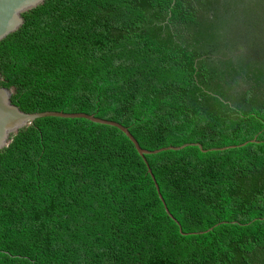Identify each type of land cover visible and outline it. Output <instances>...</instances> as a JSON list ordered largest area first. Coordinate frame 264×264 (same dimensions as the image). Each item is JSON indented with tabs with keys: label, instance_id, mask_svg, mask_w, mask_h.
<instances>
[{
	"label": "trees",
	"instance_id": "1",
	"mask_svg": "<svg viewBox=\"0 0 264 264\" xmlns=\"http://www.w3.org/2000/svg\"><path fill=\"white\" fill-rule=\"evenodd\" d=\"M0 41L28 123L0 150V264H264V0H44ZM255 143H247L252 139ZM239 146V147H237Z\"/></svg>",
	"mask_w": 264,
	"mask_h": 264
},
{
	"label": "water",
	"instance_id": "2",
	"mask_svg": "<svg viewBox=\"0 0 264 264\" xmlns=\"http://www.w3.org/2000/svg\"><path fill=\"white\" fill-rule=\"evenodd\" d=\"M44 0H0V41L3 40L9 34L15 32L23 23L22 14L39 6L43 3ZM1 81V76H0ZM13 89L12 88H5L0 87V150L5 148L10 142V136L12 134H16L19 129L24 128L27 126L28 123H34L37 119H42L46 117H53V118H61V119H84L90 122L100 124V125H107L111 127H115L120 130L128 140L133 144L136 152L138 155L143 159L146 167L147 173L150 175L158 197L163 203L164 210L166 214L171 218L177 225L178 222L168 213V210L159 194V189L157 184L155 183L154 176L151 173V169L149 168L147 161L145 159L146 155H153L163 151H178L185 147H198L201 152L205 153L207 151L213 150H225L229 148H233L234 146H228L220 149H209L203 150L199 144H192L187 143L181 145L179 147H164L160 148L155 151H147L142 149L135 138L131 135L128 129L122 126L119 123L104 120L95 117L94 115H89L85 113H65V112H56V111H45V112H38V113H25L21 111L17 106H14L11 103V95ZM257 142L254 139L241 144L240 146L246 145L247 143H255ZM239 147V146H237Z\"/></svg>",
	"mask_w": 264,
	"mask_h": 264
}]
</instances>
